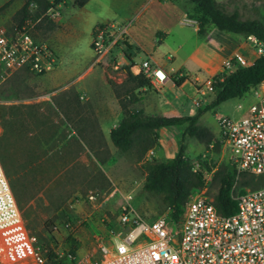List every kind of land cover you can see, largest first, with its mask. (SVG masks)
<instances>
[{
  "label": "rangeland",
  "instance_id": "1",
  "mask_svg": "<svg viewBox=\"0 0 264 264\" xmlns=\"http://www.w3.org/2000/svg\"><path fill=\"white\" fill-rule=\"evenodd\" d=\"M24 1L16 0L0 12V30L8 35L17 31L14 17ZM163 1L167 4H160ZM177 1L175 8L168 3ZM59 2L55 11L39 20L41 28L31 22L23 27L40 48L56 58L53 68L42 74L22 69L0 84V91L9 89L16 96L0 103L11 108L10 114L2 111L7 123L0 120V150L10 164L28 163L18 174L24 200L20 214L27 232L36 240L37 253L46 264H88L99 259L98 244L107 242V232L117 225L124 205H130L147 222L168 212L159 197L143 190L146 162L167 161L182 145L185 158L204 173V188L194 195L212 199L216 191L213 174L228 164L229 156L222 147L210 148L184 136L183 127L159 129L156 147L140 162L134 152H119L109 139V131L123 115L108 82L117 87L123 85L122 69L129 64L128 57L136 65L134 74H138L137 66L152 57L173 69L185 63L186 71L193 75L196 68L186 58L199 37L195 25L187 23L190 20L184 16L185 12L195 13L192 4L186 0H87L78 8L74 0ZM222 3L230 11L235 6L243 19L264 23V0H247L243 7L244 1L240 0ZM99 25L110 27L109 41L115 42L103 55L91 47L93 30ZM124 27L126 34H121ZM157 32L162 35L155 37ZM221 34L228 35L227 43L241 44L238 53L249 62L257 57L248 40ZM138 42L147 50L136 48ZM179 44L183 47L176 50ZM199 78L193 83L197 91L188 84L182 93L172 88L166 95L171 100L181 94L180 98L188 102L190 116L206 110L215 97V92L206 89V81L211 78L206 79L205 74ZM251 86L256 89L254 84ZM144 90L136 93L146 103L141 100L130 108L147 116H160L161 101L156 89L152 86ZM193 100L199 101V107L193 105ZM250 102L248 95L206 110L198 125L217 139L216 118L236 117L237 104ZM245 189L252 190L251 186ZM239 190L237 183L234 193ZM90 195L95 198L92 202ZM25 264L34 263L30 259Z\"/></svg>",
  "mask_w": 264,
  "mask_h": 264
},
{
  "label": "built area",
  "instance_id": "2",
  "mask_svg": "<svg viewBox=\"0 0 264 264\" xmlns=\"http://www.w3.org/2000/svg\"><path fill=\"white\" fill-rule=\"evenodd\" d=\"M109 29L108 25L96 29L92 44L100 55L115 43L109 41ZM126 31L124 27L121 34ZM247 40L259 57L263 52L260 43L254 37ZM55 62L53 54L40 48L23 28L13 35L0 30V84L22 69L46 73ZM250 63L235 52L222 62L220 73L229 74ZM137 70L151 82L166 81L151 58ZM206 89L215 92L212 80L206 81ZM250 97V103L237 104L236 117L216 118L218 143L228 152L237 178L243 173L264 174V91L253 88ZM199 104L193 100L196 108ZM88 199L92 202L95 198L90 195ZM234 200L236 212L223 216L212 199L193 195L176 220L167 212L150 222L126 204L119 211L117 225L107 232V242L98 244L99 259L88 264H264V188L245 190ZM35 241L25 228L0 164V264H25L30 259L34 264H46L34 247Z\"/></svg>",
  "mask_w": 264,
  "mask_h": 264
},
{
  "label": "trees",
  "instance_id": "3",
  "mask_svg": "<svg viewBox=\"0 0 264 264\" xmlns=\"http://www.w3.org/2000/svg\"><path fill=\"white\" fill-rule=\"evenodd\" d=\"M193 5L195 13L192 19L197 25V35L201 40H207L210 29L221 33L241 36L247 40L254 37L262 46V54L247 67H239L229 74H216L211 80L215 90L213 101L206 110L214 109L230 100H241L252 93L255 87L264 82V23L259 19H243L237 9L228 10L227 6L217 0H186ZM87 0H74L78 8H82ZM59 0H25L24 4L15 14L16 28L22 29L27 22L41 28L39 20L50 10H55ZM11 1L0 7V12L5 10ZM99 25L97 28H104ZM96 28V29H97ZM96 29L93 30L94 38ZM93 48V44H91ZM129 64L123 69L125 75L123 85L115 86L108 82L116 94L122 111V119L119 124L109 133L112 145L121 153L134 152L137 161H142L146 153L156 147L158 143L157 131L163 128L183 127V135L195 138L207 145H213L215 149L220 148L218 140L207 130L198 125L200 115L206 111H198L193 116H147L138 110L131 109V105L137 104V90H148L152 87L151 79L144 74H134L132 68L135 64L131 58H127ZM180 71L171 78L176 87H180L187 77L182 76ZM181 75V76H180ZM16 99L11 90L0 91V103L10 102ZM3 109V110H2ZM0 120L5 125L6 114L2 111H11L9 106L0 105ZM0 164L6 175L12 193L14 195L18 210L24 207V200L18 184V174L27 164H10L0 150ZM146 177L143 190L151 195L157 196L166 206L169 216L176 220L182 213L188 199L196 192L204 188V173L202 169H195L184 156V147L179 146L175 155L164 162L152 160L146 162ZM205 170L210 168L205 166ZM212 181L216 184V191L212 196V205L216 211L223 216H231L236 212L234 197L245 192L246 187L257 190L264 188V174L253 176L240 174L237 178L233 164H228L214 172ZM240 190L234 193L236 184ZM72 254L73 251H71Z\"/></svg>",
  "mask_w": 264,
  "mask_h": 264
},
{
  "label": "crops",
  "instance_id": "4",
  "mask_svg": "<svg viewBox=\"0 0 264 264\" xmlns=\"http://www.w3.org/2000/svg\"><path fill=\"white\" fill-rule=\"evenodd\" d=\"M9 1H11V4L9 6H11L15 3L16 0H0V7L5 5ZM217 1L222 3V0H217ZM240 1H244V3L241 4L242 7L245 6V3H247V0H240ZM164 3L167 4V2H164V1L160 4L164 5ZM168 3L171 5L172 8H175L177 6V4H179L178 1H177V3L176 2H168ZM23 4H24V2H23ZM254 5L257 7V3ZM234 9H237V8L234 6L233 10ZM239 13H240V11H239ZM184 16H186L188 18V20H190L189 21L190 24L195 25L194 29H195V32L197 33V25H196L195 20L191 18L192 15H190L188 12H185ZM137 18H139V16ZM216 31L217 30L210 29L208 32L207 40H201L199 38V41L197 42V44L191 49L192 51L188 54L186 61H190L196 68L195 71L193 72V75H192V73H188L189 71L188 72L186 71V64L185 63H181L177 67V69H173L168 64L159 63L158 61H156L154 58L151 57L152 60L154 61V63L156 64V67L162 73H164L166 75V81L163 84L158 83L156 80L155 81L153 80L151 82L153 88H155L157 91L156 96L161 101L160 106H159L160 107L159 111L161 112L160 116H166V117L190 116V115H187V114H190L189 108L187 107L188 102L183 101V99L180 98L181 94L178 93L179 94L178 96L174 95L171 100L169 98H167L166 95H169V93L172 92V88L180 90L179 92L182 93V90H184V88L188 84L192 85L194 92L197 91V88H195L193 86V83H195V81L200 80L199 75L205 74L206 79H207V78H212L216 74H219L221 72L222 62L226 58L230 57L233 53L238 52L240 50L241 44L231 45L230 43H227L226 40H229L228 35L221 34V32H216ZM168 34H169V32L165 33L164 35L167 36ZM159 35H162V33L157 32L155 34V37L159 36ZM129 36L130 35L128 33V37ZM128 42H129V38H128ZM129 44L132 46V44L130 42H129ZM154 44H155V42L151 43V48H153ZM137 45L138 46H136V48H138L139 50H143V49L147 50L139 42L137 43ZM182 47H183L182 44H179L177 46L176 50H181ZM151 48H150V50H152ZM149 53L150 52H148L147 54H149ZM256 58L257 57L253 58V60L251 61L250 64H252ZM132 69L135 70L136 68L133 67ZM180 71L183 72L182 76L187 77L188 80H186L180 87H176L171 78L173 77L174 74H176ZM138 98H139V96H138ZM139 99H140V101L143 100V104L146 103L145 99H143V98H139ZM176 105H178V106H176ZM171 111H177L178 114H176V115L167 114ZM110 131H109V133H110Z\"/></svg>",
  "mask_w": 264,
  "mask_h": 264
},
{
  "label": "bare ground",
  "instance_id": "5",
  "mask_svg": "<svg viewBox=\"0 0 264 264\" xmlns=\"http://www.w3.org/2000/svg\"><path fill=\"white\" fill-rule=\"evenodd\" d=\"M256 89L263 92L264 91V85L261 83L260 85L256 86Z\"/></svg>",
  "mask_w": 264,
  "mask_h": 264
}]
</instances>
